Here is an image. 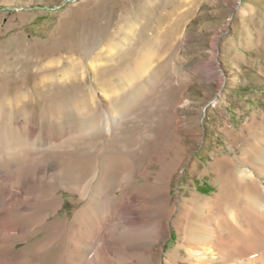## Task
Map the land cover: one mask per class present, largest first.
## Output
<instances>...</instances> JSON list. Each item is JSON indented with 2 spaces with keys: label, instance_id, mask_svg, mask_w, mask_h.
Returning <instances> with one entry per match:
<instances>
[{
  "label": "rangeland",
  "instance_id": "rangeland-1",
  "mask_svg": "<svg viewBox=\"0 0 264 264\" xmlns=\"http://www.w3.org/2000/svg\"><path fill=\"white\" fill-rule=\"evenodd\" d=\"M211 64L216 70L208 75ZM0 105L4 135L16 139L31 128L86 135L106 121L100 111L108 110L115 135L110 141L101 130L93 136L108 153L122 151L123 141L133 145L124 149L135 158L128 168L133 184L159 178L164 185L173 172L171 204L213 198L220 186L217 159L241 158L247 144L264 137L258 125L252 128L264 112V0H0ZM61 191L60 214L71 218L86 202ZM114 207V227L108 221L106 229L117 239L126 217ZM175 214L165 220L171 234L155 244L150 264H166L172 254L176 264L187 263L184 239L172 225L185 221ZM101 248H91L85 264H107L94 261L101 253L111 264L116 251L134 254L117 242L110 251Z\"/></svg>",
  "mask_w": 264,
  "mask_h": 264
},
{
  "label": "bare ground",
  "instance_id": "bare-ground-1",
  "mask_svg": "<svg viewBox=\"0 0 264 264\" xmlns=\"http://www.w3.org/2000/svg\"><path fill=\"white\" fill-rule=\"evenodd\" d=\"M215 70L211 64L207 74ZM3 109L0 105V264H85L91 248L100 243L110 251L114 242L134 249L129 255L116 251L117 264H150L155 244L171 234L165 220L175 213L185 221L179 227L175 219L172 225L184 239L180 250L187 256L186 264H264V137L247 144L241 158L217 159L220 186L215 197L192 196L185 204H171L173 172L165 177L164 185L159 178L149 185L133 184V171L129 174L128 168H135V158L124 151L133 145L123 141L119 147L123 152L108 153L105 142L95 139L93 134L99 130L109 141L115 135L114 122L108 119L115 116L108 110L100 111L106 121L86 135L53 136L31 128L23 139H16L4 135ZM252 121L254 131L258 125L264 133V112ZM252 128L247 130L251 138ZM77 146L87 149V154L70 152ZM61 189L86 202L71 218L60 214ZM111 190L119 195H109ZM117 205L126 222L124 236L120 233L116 239L110 219ZM108 221L112 228L106 229ZM55 246H59L56 253ZM219 253L221 262H217ZM105 256L92 258L111 264ZM167 257L166 264H176L175 254Z\"/></svg>",
  "mask_w": 264,
  "mask_h": 264
}]
</instances>
